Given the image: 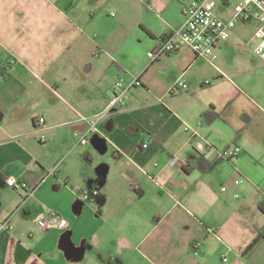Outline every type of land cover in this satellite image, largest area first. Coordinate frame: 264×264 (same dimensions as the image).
<instances>
[{
    "label": "crops",
    "instance_id": "crops-1",
    "mask_svg": "<svg viewBox=\"0 0 264 264\" xmlns=\"http://www.w3.org/2000/svg\"><path fill=\"white\" fill-rule=\"evenodd\" d=\"M190 2L0 0V264H264V59L238 24L215 65L186 46L151 61Z\"/></svg>",
    "mask_w": 264,
    "mask_h": 264
},
{
    "label": "built area",
    "instance_id": "built-area-1",
    "mask_svg": "<svg viewBox=\"0 0 264 264\" xmlns=\"http://www.w3.org/2000/svg\"><path fill=\"white\" fill-rule=\"evenodd\" d=\"M248 23L256 24L252 38L254 51L257 56L264 59V0H191L189 5L183 7L182 24L161 38L160 42L149 51V58L151 61H155L186 46L197 56L215 65V48L217 45L221 41L229 39L238 24ZM135 84H140V81L138 80ZM178 87L187 88L188 84L181 80L172 89ZM129 89L130 86H126L122 79L118 80L112 88L113 95L108 108L124 103ZM105 112L106 110L95 114L90 119L85 132L74 131L73 138L80 144H86L89 135L99 130V123ZM38 121L40 124H44L45 118L39 117ZM186 129L192 128L187 125ZM47 140L46 134H42L40 141L47 142ZM143 146L147 147V143H144ZM241 152L242 147L239 145L228 146L221 150L213 145H207L200 155L208 160L217 155L231 159ZM178 162L179 158L173 157L170 164L177 165ZM243 181L241 176H236L231 180V184L238 186ZM7 184L10 187L24 186L14 177H9ZM227 189L228 185L222 186L223 191ZM98 192L97 188H93L79 192L78 196L81 200H88ZM235 195L236 197L240 196L239 193ZM48 226L50 228L65 229L69 226V221L61 213L53 210L48 215ZM1 228H8V223L1 224ZM200 246V241H195L192 244L193 254H199Z\"/></svg>",
    "mask_w": 264,
    "mask_h": 264
},
{
    "label": "rangeland",
    "instance_id": "rangeland-1",
    "mask_svg": "<svg viewBox=\"0 0 264 264\" xmlns=\"http://www.w3.org/2000/svg\"><path fill=\"white\" fill-rule=\"evenodd\" d=\"M241 31H240V37L242 38V40H250V44L252 45L251 38L254 35V31L256 29V24L255 23H248V24H240L239 25ZM254 45V44H253Z\"/></svg>",
    "mask_w": 264,
    "mask_h": 264
},
{
    "label": "trees",
    "instance_id": "trees-1",
    "mask_svg": "<svg viewBox=\"0 0 264 264\" xmlns=\"http://www.w3.org/2000/svg\"><path fill=\"white\" fill-rule=\"evenodd\" d=\"M205 117H208V119L211 121V120H213L215 117H217V114L214 113V112H212V111H208ZM196 162H197V165H198L199 167L202 168V170L210 171V170L213 169V165H211V164L207 163L206 161H204L203 158H199L198 160H196ZM256 241H257V239H255V240H254V241H253V242L247 247L246 251H247L248 249H250V248L255 244Z\"/></svg>",
    "mask_w": 264,
    "mask_h": 264
}]
</instances>
